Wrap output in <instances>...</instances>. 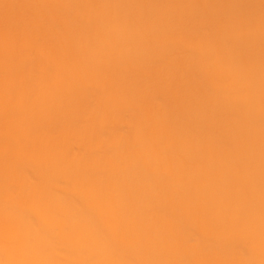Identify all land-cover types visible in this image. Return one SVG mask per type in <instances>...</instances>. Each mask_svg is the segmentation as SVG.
Wrapping results in <instances>:
<instances>
[{"label":"bare ground","instance_id":"bare-ground-1","mask_svg":"<svg viewBox=\"0 0 264 264\" xmlns=\"http://www.w3.org/2000/svg\"><path fill=\"white\" fill-rule=\"evenodd\" d=\"M89 1L0 0V264H264L253 248L264 243L258 214L240 219L244 248L229 261L215 260L226 245L204 223L227 204L226 173L235 190L245 189V207H264V191L250 182L255 171L264 181V59L250 45L264 40V0ZM233 55L244 67L222 63ZM247 67L256 69L255 98L239 80ZM223 79L228 91L216 97ZM204 81L207 109L189 114L188 104L207 93ZM122 91L127 102L109 108ZM239 111L244 126L250 114L259 119L255 150L239 145L252 169L236 165L231 143L219 147L196 133L205 123L230 131ZM153 119L160 126L134 139L135 124ZM176 150L216 171L224 195L211 207L199 192L176 189L174 174L195 169ZM124 187L166 250L157 251L150 228L122 220ZM247 221L261 229L254 239L245 238Z\"/></svg>","mask_w":264,"mask_h":264},{"label":"rangeland","instance_id":"rangeland-1","mask_svg":"<svg viewBox=\"0 0 264 264\" xmlns=\"http://www.w3.org/2000/svg\"><path fill=\"white\" fill-rule=\"evenodd\" d=\"M167 1V0H163ZM99 0H90L89 3L91 5L98 3ZM264 40H254L250 45L256 46L259 48L260 57L262 56L264 59V46H263ZM240 40L237 43H224L222 45L223 52L232 49L233 47H239ZM228 47V48H226ZM216 53V52H215ZM222 53V52H221ZM212 57H219V53L217 54H211ZM243 55V54H242ZM242 55L238 56H229L225 57L222 63H231L234 65L235 70L238 68L244 67L243 61L240 59ZM251 54L247 53V56L250 57ZM247 58V57H246ZM208 59V58H206ZM262 59V60H263ZM103 70H109L108 64H105L102 66ZM247 68L243 69V73L239 75V80H241V83L244 87L248 89V93L252 98H255L257 96L256 92V82L258 81V78H256L253 74V72L256 70L255 67H252V71L247 70ZM264 73V69L262 68L261 73ZM191 72V70H189ZM201 87L208 93H206L202 100L199 102H190L189 105V114L197 115L204 113L207 109L206 103L209 99L210 89L207 83L204 81L201 84ZM228 91V84L226 83V80L223 79L220 82H218L214 89V95L216 97H221L225 92ZM141 92V91H140ZM138 92L137 95L140 93ZM119 93V92H118ZM128 92L122 91L121 94H119L120 98L114 97L111 98L108 102L107 106L111 109H119L121 108L127 101ZM209 96V97H208ZM249 96V97H250ZM194 103V104H193ZM238 110V109H237ZM236 110V111H237ZM246 116V113L243 111L236 112L233 116V125H231V130H226V127L221 125H214L213 123L206 124L205 127L200 128L199 131H197V135L200 138H204L206 135H211V141L218 145L219 147H222L223 145L230 144V146L233 148L235 152V162L238 167H247L251 168V164H249V158L242 156L241 152H239V145L242 142H246L248 145H250L255 150V143H256V136L257 131L255 130L259 119L254 114L248 115L250 125L244 126L242 123L243 118ZM178 120H181L179 118ZM219 121V120H218ZM162 123V121H161ZM158 126H160V122L156 119H153L150 122L143 123L142 121H138L135 124V136L134 139H138L140 141H144L147 134L153 130H155ZM229 131V132H228ZM210 133V134H205ZM226 137H231L230 140H228ZM174 138H170L168 141L164 142L167 145V148L171 146V144L174 142ZM203 148H206L205 146ZM176 153L178 156V159L190 157L189 161L190 163L195 167V169L188 174V176H184L183 173L177 172L174 174L173 181L176 185V189L179 190L180 193L184 192H190V194H194L196 192H199V194L202 196V200L211 207L214 203V196L218 192L221 193V195H224L222 191L219 189L217 182L214 180V174L216 171L211 170L207 168L206 162L201 163V159H198L196 156H193V154H189L186 151L182 150H176ZM261 167L264 168V158L261 160ZM178 162L174 163L172 166H170V170H174L177 168ZM252 169V168H251ZM226 177L224 179L225 181V190L227 191L226 195H224V198L227 200V204L223 203V208L221 209V214L213 219L205 220L206 226L214 225V235L213 240L216 244L223 243L226 245L225 250L220 252L217 255V258L215 260H227L228 261L232 258L231 252L235 248L243 249L244 246L240 243V236L238 235L239 228L242 226L241 220L243 217L247 216L248 214H258L259 220H264V207H256V208H247L245 207L247 204L250 203V198H248L245 189L235 190V187L233 185L232 176L230 173H226ZM258 173L255 171L254 174H252L250 178V182L254 185L255 190L258 191H264V181H261L259 179ZM195 186H197V189L195 190ZM238 192V193H237ZM122 197L121 200H119L118 205L123 208V218L122 220L127 226H137L139 231L142 233H146L149 228L151 231L154 232V236L151 238L152 243H154L155 247L157 248V251L159 250H166L165 248V239L162 237V234L160 233V229L156 227V225H145L143 223V219L141 218L140 213H137L138 206L137 204L130 205V199L126 195V189L125 187L121 189ZM238 194V195H237ZM48 202L47 204H49ZM132 204V203H131ZM106 219H109L111 215L104 214ZM244 225H247V232L245 235V238L247 239H254V235L259 233L261 231L258 224L252 223L247 221ZM171 236V234H169ZM256 251H258L261 255H264V243H257L254 244L253 247ZM185 252V250H182L178 253H173L168 256V259L178 258L181 253ZM248 253L247 251H244ZM156 254V253H155ZM151 256V262L153 260L157 259V255ZM231 254V255H230ZM257 260V259H255ZM258 262V261H256ZM259 262H264V258L260 260ZM199 264V263H198ZM231 264H235L234 260Z\"/></svg>","mask_w":264,"mask_h":264}]
</instances>
